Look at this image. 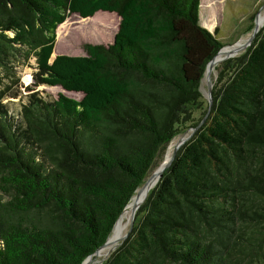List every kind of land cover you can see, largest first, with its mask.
<instances>
[{
	"label": "trees",
	"instance_id": "obj_1",
	"mask_svg": "<svg viewBox=\"0 0 264 264\" xmlns=\"http://www.w3.org/2000/svg\"><path fill=\"white\" fill-rule=\"evenodd\" d=\"M200 4L0 0V264H82L170 141L199 124L103 264H264V26L214 68L211 107L195 119L223 47ZM102 22L117 28L110 44L49 62L71 33L101 41Z\"/></svg>",
	"mask_w": 264,
	"mask_h": 264
},
{
	"label": "rangeland",
	"instance_id": "obj_2",
	"mask_svg": "<svg viewBox=\"0 0 264 264\" xmlns=\"http://www.w3.org/2000/svg\"><path fill=\"white\" fill-rule=\"evenodd\" d=\"M201 6L202 7L207 6V8L204 7L202 8ZM200 8L201 9L199 11V17H200L201 25L210 33H213L215 35L217 40L223 46L221 50L238 48L251 37L255 24L258 25L257 29H259V31L264 26V19L260 25L257 22L259 14L264 13V0H201ZM98 13L115 15L113 13H106V12H98ZM101 25H103V27H106L107 29L112 28L111 31H106L103 33L104 35L103 38H101V41H96V42L86 41L82 39L80 35L74 32L69 35L67 40H62L60 42L58 53L53 56H58V55L84 56L85 53L83 48L86 44H91V45L110 44L114 34L117 31V28L114 26L111 27L109 26L108 23L105 22H102ZM249 46H247L245 49L241 50L238 53L236 52L237 54L233 58H236L241 54H243ZM219 64L220 62L214 64L213 68H209L208 72L207 73L205 72L203 75V78L201 80V88H200L202 94V107L200 110H197L193 114L195 119L200 118L202 112L206 110V108H208L207 81L209 79V81L212 83V80L215 79L216 71L214 70V68ZM34 66H35L34 59L29 58V60L22 67H19L17 69V76L20 78V82L24 86L29 85L32 82L31 73L34 70L33 69ZM37 91L42 93L44 96L51 97L52 99H55L58 93L75 100H80L82 97L81 94L66 93L62 91L59 87L40 86L37 88ZM10 108L11 111L17 112L19 108L18 101L15 100L13 104L10 105ZM190 134H191V129L182 130V132L179 135L175 136L170 141V143L168 144L165 150V153L156 160L155 168L152 169L147 174L145 181L158 170V167L161 164L165 163V156L168 151V147L174 142H175L174 144L178 143L181 136L185 135L188 137ZM143 184L141 185V187H139V189L142 188ZM152 187L153 185L151 186L149 191L152 189ZM135 214L136 213L132 215L129 222H131V219L133 218V216H135ZM129 226L130 223H128L125 235L128 233ZM125 235L123 236V238L125 237ZM121 241L119 242V244L121 243ZM110 252H108L109 254L108 253L104 254L101 253L100 250L99 252L95 253L90 259H88L86 264H103L110 255Z\"/></svg>",
	"mask_w": 264,
	"mask_h": 264
},
{
	"label": "bare ground",
	"instance_id": "obj_3",
	"mask_svg": "<svg viewBox=\"0 0 264 264\" xmlns=\"http://www.w3.org/2000/svg\"><path fill=\"white\" fill-rule=\"evenodd\" d=\"M263 19H264V13H260L259 16H258V21H257L259 25L262 23ZM255 26L257 27L258 25L255 24ZM241 46H239L238 48H234V49H223V50H221L220 54L214 59L213 65L216 64V63H218V62H220L225 57V53L226 52L234 51L236 53L237 51L240 50L239 48ZM188 137L185 136V135L181 136L180 139L178 138L179 139V142L186 140ZM174 143L171 144L168 147V151H167L166 156H165V163H167L171 159V157L173 155V152H174L173 149H175V147L177 145V143L176 144H174ZM156 179H157V171L155 173H153L144 182V184H143V186H142L141 189H139L138 191H136V193L133 196L132 200L130 201V203L128 204V206L125 208V210L119 216L117 222L115 223V225L113 227V230H112V233H111V236L107 239V242L104 245V247H102L103 249L101 248L98 251H96L95 253H97V252H99L101 250V253L107 254L108 252L112 251L114 248H116L118 246L119 242L121 241V239L125 235V232H126L128 223H130L129 222L130 221V218L132 217V215L134 213H136V210L138 209L139 205L141 204V202L144 200V198L148 194V191L151 188V186L152 185L154 186L156 184Z\"/></svg>",
	"mask_w": 264,
	"mask_h": 264
},
{
	"label": "water",
	"instance_id": "obj_4",
	"mask_svg": "<svg viewBox=\"0 0 264 264\" xmlns=\"http://www.w3.org/2000/svg\"><path fill=\"white\" fill-rule=\"evenodd\" d=\"M258 31H259V29H257V27L255 26L254 27V29H253V31H252V35H251V37L239 48L240 50L239 51H237V53L238 52H240L241 50H243V49H245L247 46H249L250 45V43L252 42V40L254 39V37L256 36V34L258 33ZM236 45V44H235ZM233 47V46H232ZM231 47V48H232ZM229 48V47H228ZM54 50V49H53ZM223 50V49H222ZM220 52H221V49L215 54V56L209 61V63L207 64V66H206V68H205V72L207 73L208 72V70H209V68H213V61H214V59L220 54ZM237 53H235L234 51H229V52H226L225 53V57L220 61V63L221 62H223V61H225V60H228V59H231V58H233ZM54 58L55 57H53V53L51 54V56H50V59H49V62H52L53 60H54ZM207 99H208V109H210V107H211V103H212V100H211V89H212V83L209 81V79H208V81H207ZM209 111V110H208ZM200 125V124H199ZM199 125L197 126V128L199 127ZM197 128H194V129H191V134L189 135V137L186 139V140H184V141H181V142H178L177 143V145H176V147H175V149H174V152H173V155H172V157H171V159L167 162V163H164V164H161L159 167H158V170H157V179H156V183H157V181L159 180V178H160V176H161V174H162V172L165 170V169H167L168 167H169V165L171 164V162H172V160H173V158H174V156H175V154H176V152L178 151V149L182 146V145H184L185 143H186V141L192 136V134L196 131V129ZM145 200V199H144ZM143 200V201H144ZM128 206V205H127ZM126 206V207H127ZM125 207V208H126ZM125 208L123 209V211L125 210ZM123 211H122V213H123ZM121 213V214H122ZM134 218H135V216H133V218H132V220H131V222H130V226H129V230H128V233H127V235L124 237V239L122 240V242H124V240L127 238V236L129 235V233H130V231H131V229H132V227H133V223H134ZM117 222V221H116ZM115 225V224H114ZM114 227V226H113ZM113 229V228H112ZM112 231V230H111ZM107 242V241H106ZM106 242L103 244V245H101V247L99 248V249H101L102 247H104V245L106 244ZM121 242V243H122ZM120 243V244H121ZM98 249V250H99ZM97 250V251H98ZM91 257V256H90ZM90 257H88L82 264H85L86 263V261L90 258Z\"/></svg>",
	"mask_w": 264,
	"mask_h": 264
},
{
	"label": "crops",
	"instance_id": "obj_5",
	"mask_svg": "<svg viewBox=\"0 0 264 264\" xmlns=\"http://www.w3.org/2000/svg\"><path fill=\"white\" fill-rule=\"evenodd\" d=\"M53 57H55V56H53Z\"/></svg>",
	"mask_w": 264,
	"mask_h": 264
}]
</instances>
